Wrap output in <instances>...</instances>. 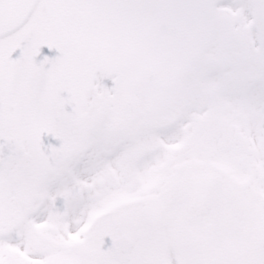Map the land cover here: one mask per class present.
<instances>
[{
	"label": "snow or ice",
	"instance_id": "6c2138e0",
	"mask_svg": "<svg viewBox=\"0 0 264 264\" xmlns=\"http://www.w3.org/2000/svg\"><path fill=\"white\" fill-rule=\"evenodd\" d=\"M0 264H264V0H0Z\"/></svg>",
	"mask_w": 264,
	"mask_h": 264
},
{
	"label": "rangeland",
	"instance_id": "374dc122",
	"mask_svg": "<svg viewBox=\"0 0 264 264\" xmlns=\"http://www.w3.org/2000/svg\"><path fill=\"white\" fill-rule=\"evenodd\" d=\"M42 51H43V52H47V51H48L47 47L44 46V47L42 48ZM17 54H18V52H17V53H14L13 56H15V55H17ZM106 82L109 84V86L111 85V81H110V80H107Z\"/></svg>",
	"mask_w": 264,
	"mask_h": 264
}]
</instances>
